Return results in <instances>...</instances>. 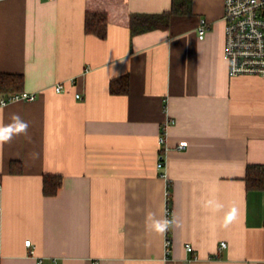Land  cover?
Returning a JSON list of instances; mask_svg holds the SVG:
<instances>
[{
	"label": "crops",
	"instance_id": "1",
	"mask_svg": "<svg viewBox=\"0 0 264 264\" xmlns=\"http://www.w3.org/2000/svg\"><path fill=\"white\" fill-rule=\"evenodd\" d=\"M224 1L135 36L130 14L172 0L0 2V74L37 95L0 105V127L28 124L0 143V264H264V192L245 182L264 165V78L229 76ZM89 4L108 5L105 39L85 32Z\"/></svg>",
	"mask_w": 264,
	"mask_h": 264
},
{
	"label": "built area",
	"instance_id": "2",
	"mask_svg": "<svg viewBox=\"0 0 264 264\" xmlns=\"http://www.w3.org/2000/svg\"><path fill=\"white\" fill-rule=\"evenodd\" d=\"M6 0H0V2ZM224 22H225V56L229 64L230 77L254 76L264 78V0H225L224 1ZM209 30V23L201 19L198 26V36L204 40ZM64 85L56 87V92L61 93ZM81 99V95L76 96ZM37 99L35 93L21 92L16 95L3 96L0 105L7 106L14 102ZM171 123V122H170ZM159 139L163 147L166 143L164 130ZM180 149H185L181 144ZM159 170L164 169L163 158L158 162ZM164 176V175H163ZM169 231V230H168ZM169 233V232H168ZM166 246L169 249L171 241L168 234ZM26 247L32 248V241L25 242ZM226 248L225 243L222 244ZM192 252L191 246L187 247Z\"/></svg>",
	"mask_w": 264,
	"mask_h": 264
},
{
	"label": "trees",
	"instance_id": "3",
	"mask_svg": "<svg viewBox=\"0 0 264 264\" xmlns=\"http://www.w3.org/2000/svg\"><path fill=\"white\" fill-rule=\"evenodd\" d=\"M192 0H172L169 11L161 14H130L129 28L132 35H139L149 31L170 28L174 16H188L192 14ZM104 5L101 8H92L89 4L85 20V32L98 36L101 39L107 37L108 24L111 14ZM24 77L17 74H0V94L4 96L16 95L23 92ZM121 90V89H120ZM116 92V91H114ZM21 163L12 162L10 171L13 174L21 173ZM43 194L46 197H54L62 186V178L58 175H46L44 177ZM248 191L264 192V165H249L245 177Z\"/></svg>",
	"mask_w": 264,
	"mask_h": 264
},
{
	"label": "clouds",
	"instance_id": "4",
	"mask_svg": "<svg viewBox=\"0 0 264 264\" xmlns=\"http://www.w3.org/2000/svg\"><path fill=\"white\" fill-rule=\"evenodd\" d=\"M28 128V124L26 121H22L18 115L12 116V123L3 127H0V143H6L12 139L14 134L25 133ZM212 203L211 201L209 202ZM219 207V205H217ZM238 210L233 208L231 212L226 217L225 226L228 223H231L233 220L237 218ZM167 221L160 223H156V230L163 233L166 231Z\"/></svg>",
	"mask_w": 264,
	"mask_h": 264
}]
</instances>
